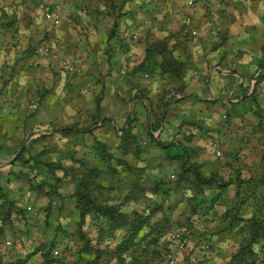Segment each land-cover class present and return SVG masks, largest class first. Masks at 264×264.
<instances>
[{"label":"crops","instance_id":"0c3cea01","mask_svg":"<svg viewBox=\"0 0 264 264\" xmlns=\"http://www.w3.org/2000/svg\"><path fill=\"white\" fill-rule=\"evenodd\" d=\"M189 1L22 2L29 8L60 7L68 22L61 40L73 45L71 50L82 70L94 64L98 69L107 68L111 74H124L125 79L117 80L111 87L119 93L118 99L132 98L130 105L137 114L131 117L136 123L131 132L135 133L136 142L129 148L115 145L114 150L126 151L124 157L130 155V159H122L131 170L114 161L111 174L100 183L119 187L128 195L133 185L128 176L136 173L137 193L134 197L129 194L128 200L162 203L161 208L154 209L148 226L142 227H151L154 233L149 239L155 248L151 253L141 252L137 259L140 264H170L164 256L165 245L168 234L175 230L184 231L188 245L173 264H229L245 245L252 219L264 225V0H217L220 10L215 18L208 16V1L193 0L191 7ZM19 2L0 0V6L15 8ZM114 6L124 16L117 20L120 28L112 36L108 25L114 23ZM136 26L141 32L140 45L105 49L108 42L124 41L127 31ZM12 39L0 31V68L5 63L4 69L7 65L16 66L20 52ZM152 41L163 44L172 67L164 66L167 61L156 48L158 44L147 47ZM133 66H137L134 76L148 77L146 82L138 79L132 84L128 70ZM16 100L17 94L12 101L14 106ZM128 117L107 112L100 120L111 122L110 128L98 131L107 137L117 128H126ZM11 119L16 121V113L0 111V121ZM77 168L78 164L65 166L63 179L67 177L64 173ZM166 170L168 176L163 172ZM77 174L74 171L71 177L75 179ZM110 175L115 180L108 178ZM77 184L71 195L75 202ZM147 184L150 192L145 190ZM106 191L110 190H105L104 195ZM91 192L90 197L95 200L97 193ZM74 209L79 213L76 204ZM102 222L94 223V231ZM122 231L126 233V229ZM252 251L255 264H264V236L256 239ZM251 262L246 257L241 264Z\"/></svg>","mask_w":264,"mask_h":264},{"label":"rangeland","instance_id":"374dc122","mask_svg":"<svg viewBox=\"0 0 264 264\" xmlns=\"http://www.w3.org/2000/svg\"><path fill=\"white\" fill-rule=\"evenodd\" d=\"M23 1L20 0L19 7L15 8L0 6V31L11 35V43L15 42L20 52L15 59V68L7 65L4 69L6 63L0 68V111L16 113V121H0V192L4 193H0V264H140L137 263L140 254L151 253L155 248L152 239H149L154 233L151 227L139 231L130 240L132 246L129 250L121 252L117 247L127 239L124 238L127 234L120 230L110 239L108 232L94 231V223L99 224L101 220L93 219L89 214L82 218L79 208V213L74 209L78 202L71 198L76 182L87 170L98 169L99 182L107 176L99 157H94L95 152L102 154L99 147L94 146V138L110 145L108 152L111 156L122 154L114 148L122 143L120 137L125 128H117L106 137L98 129L110 128L111 122L100 118L111 111L115 115L128 114L125 124L131 131L136 126L131 118L137 114L130 105L132 98L128 101L126 98L118 99L119 93L111 87L117 80H124V74H111L107 68L98 69L94 64L82 70L71 50L73 45L61 40L68 22L63 18L60 7L43 5L34 8L31 5L29 8ZM116 7L111 9L114 23L108 25L112 36L120 28L117 20L124 16ZM150 22L146 24L151 25ZM127 33L124 41L108 42L105 49L116 45L118 48H135L142 43L137 26ZM16 34L21 37L17 38ZM88 43L87 40V47ZM154 45L167 61L164 66L172 67L163 44L152 41L147 47ZM92 60L94 62V58ZM136 69L137 66H133L128 70L132 84L138 79L141 83L146 82L148 77L134 76ZM10 84H15V87ZM16 94L17 104L14 106L12 101ZM114 103L117 104L112 106ZM132 134L135 136V133ZM21 147L22 157L7 166L14 156L8 150L16 153ZM123 158L130 159V155ZM34 159L64 167L78 164L79 168L74 170L75 176L78 172V177L73 179L71 174L74 171L68 170L64 173L67 177L63 179V170L37 165ZM163 172L169 175L167 170ZM128 178L133 180L129 194L134 197L137 175L130 173ZM164 185L167 186V183ZM146 186L145 190L150 192V185ZM101 192L106 197L111 195V203L120 204L129 215L131 210H137L151 218L152 210L162 207L159 201H126L127 194L124 195L119 187L106 191V195L104 190ZM97 196L100 194L97 193ZM4 198L14 206L8 216L5 215L8 203ZM103 199L106 198L96 201L100 203ZM129 215L127 220L132 221V214ZM181 231L186 239L184 231ZM170 235L165 245L166 259L174 251L170 249ZM178 254L182 253H177L175 257Z\"/></svg>","mask_w":264,"mask_h":264},{"label":"trees","instance_id":"16d2710c","mask_svg":"<svg viewBox=\"0 0 264 264\" xmlns=\"http://www.w3.org/2000/svg\"><path fill=\"white\" fill-rule=\"evenodd\" d=\"M121 146L125 147V148H129V144L130 146L135 144L136 138L134 137V135L132 134L129 126H127L121 135ZM94 142V146H98L99 147V151L104 154H99L96 153V156L99 157L100 160V164H103V168H107L106 174H111L110 169H114L112 168V165L114 163V161H116V163L118 165H124L126 170H131L130 165H128L127 162H123V157L126 155V151H122V154L120 156V158H115L114 156H111L108 152V148L106 147V145L100 141H98L97 139L94 138L93 140ZM15 153L12 152L11 155H13ZM22 157L21 154H19L16 157V161H18L20 158ZM113 161V162H112ZM34 163L37 165H43L46 167H51L59 170H63L64 166L61 164H55L54 162H50V163H44V162H40L37 159H34ZM55 166V167H53ZM50 169V168H49ZM66 169V168H65ZM52 170V169H51ZM109 170V171H108ZM99 171L98 169L94 168V169H90L87 170V172H85V174L82 176L81 179L78 180V184H77V190H76V196H78L77 201L78 203H76L77 208H79L80 211V216L83 218L85 215L89 214L92 216L93 219H98V220H103V222L97 227V230L99 231V233H103V232H108L110 235V239H112L114 236V234L117 231L126 229V234L127 237L125 235L124 238H127L126 240L124 239L122 241L121 244L118 245V249L121 250V252H125L128 251L129 248L132 246V242H130V240L133 239V237L142 230V227H144L145 225H147L148 220L150 219V216H145L143 212H137L135 210L130 212V215L132 214L133 220H127L128 219V213L124 212L121 209L120 204L118 203H111L112 199H103L102 202L97 203L96 200L103 198L104 196L102 195L101 191H105V190H110L111 188L113 189L112 186H103L99 181ZM96 183L95 186H93L92 184ZM91 191H95L98 194H100V196H98L95 200L92 199V197H90V194L92 193ZM128 195L126 196V201H129ZM6 199V202L8 203L7 209H6V213L5 215L8 216L10 214L11 209L14 207L13 204ZM132 201V200H131ZM110 202V203H109ZM154 210H152L153 213ZM91 213V214H90ZM142 213V214H140ZM129 215V216H130ZM124 234V233H123ZM264 236V225H262L260 222H257V220L252 219L250 228H249V236L246 239V243L243 247H241L234 256L231 257L230 259V263L232 264V261H235L236 264H241L242 262H244V259L246 257H248L252 262L250 264H255V262L252 260V258H255V254L252 251V245L253 243L256 242L257 238H260ZM109 240V239H108ZM249 264V263H247Z\"/></svg>","mask_w":264,"mask_h":264},{"label":"built area","instance_id":"2783aa9c","mask_svg":"<svg viewBox=\"0 0 264 264\" xmlns=\"http://www.w3.org/2000/svg\"><path fill=\"white\" fill-rule=\"evenodd\" d=\"M209 2L208 7V16L211 18H215L220 10V3L217 0H206ZM193 0L189 1V6H193ZM170 242L172 244V249L174 251L170 252L167 256V259L170 264H173L175 255L177 253L183 252L187 248V240L183 237V235L179 231H174L170 235ZM10 244V243H9ZM176 252V253H175Z\"/></svg>","mask_w":264,"mask_h":264},{"label":"water","instance_id":"95a60500","mask_svg":"<svg viewBox=\"0 0 264 264\" xmlns=\"http://www.w3.org/2000/svg\"><path fill=\"white\" fill-rule=\"evenodd\" d=\"M21 150L22 148L16 153V155H14V157L10 160L7 166H10L15 161L16 156L21 152Z\"/></svg>","mask_w":264,"mask_h":264}]
</instances>
